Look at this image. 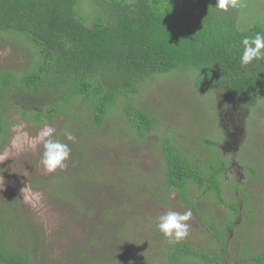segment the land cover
Wrapping results in <instances>:
<instances>
[{
    "label": "trees",
    "instance_id": "obj_1",
    "mask_svg": "<svg viewBox=\"0 0 264 264\" xmlns=\"http://www.w3.org/2000/svg\"><path fill=\"white\" fill-rule=\"evenodd\" d=\"M88 1L91 9L86 8L84 0H0V46L9 39L16 40L35 53L31 69L0 70V149L10 138L8 128L13 111H20L37 127L54 123L63 114L70 118L63 128L69 129L76 140L68 141L64 129L62 133L57 131L56 136L71 147L74 165L58 169V175L73 174L84 192L89 191L94 178L89 173L90 163L99 168L109 167L96 153L103 146L94 144L97 138L93 128L102 127L117 115L120 131L127 135L128 127L133 139H144L156 128L159 118L151 107L142 104L145 88L175 71L191 72L192 89L214 96L204 110L209 115L206 121L203 115L204 125L199 124V133L189 132L183 138L176 131L164 130L161 134L158 155L165 187L168 193L177 192L179 199L195 212H199V207L194 198L201 199L203 192L213 197L227 207L229 225L234 227V217L253 195L249 187L241 186L240 201L228 202L224 197L223 178L230 169V160L248 167V180L253 176L260 178L259 164H241L238 153L242 150L224 152L226 146L232 148L229 133L237 132L223 128L218 121L221 113L217 111L222 108L216 93L222 91L229 103L245 100L251 108H258L264 99V60L247 66L240 62L242 38L264 33V17L253 19L245 28L239 25L241 12L253 8L256 0H241L242 7L227 12L214 8L216 0ZM179 78L172 75L171 81ZM78 120L82 122L77 123ZM233 127L239 129L236 124ZM212 128L225 132L226 146L212 137ZM250 131L248 127L244 140L249 133L251 139L254 131ZM196 146L208 150L209 157L196 158L191 151ZM217 147L222 148V156H216ZM93 152L100 158H95ZM119 171L121 175L128 173L121 167ZM121 175H113L115 185L119 179L127 184L126 177ZM31 179L38 187L43 181L38 175ZM48 183L50 194L60 199L61 205L86 213L84 209L88 208L80 204L79 197L65 196L63 185L57 186L54 180ZM120 197L117 194V199ZM19 201L16 197L11 202H0V264H38L31 248L36 241L31 229L35 228L21 222L15 207ZM221 230L215 228V234L224 235ZM19 241L26 242L28 247ZM121 254L115 257L119 264L151 263L141 255L129 259ZM169 256L174 264L183 260L199 264L227 262L224 255L212 257L193 246L188 238L174 242ZM253 259L264 264V248Z\"/></svg>",
    "mask_w": 264,
    "mask_h": 264
},
{
    "label": "rangeland",
    "instance_id": "obj_2",
    "mask_svg": "<svg viewBox=\"0 0 264 264\" xmlns=\"http://www.w3.org/2000/svg\"><path fill=\"white\" fill-rule=\"evenodd\" d=\"M84 2L86 8L91 9L89 1ZM259 11L264 12V0H256L253 8L241 12L239 25L245 28L253 19L263 18L264 14ZM29 49L16 40L9 39L2 43L0 70L14 72L31 69L35 53ZM168 75L149 84L141 94L142 104L151 107L160 118L156 128L144 139H133L128 127L127 135L120 131L117 115L110 117L102 127L94 129L90 125L93 136L97 138L94 144L103 146L96 153L109 167L99 168L90 163L89 173L94 176L93 187L86 192L73 174L66 173L62 177L58 175V169L56 173H49L40 162L44 149L38 133L45 125L37 127L32 119L27 121L20 111L11 113L8 128L10 138L0 149V202H11L19 197L16 212L20 214L22 223L30 229L35 228L31 229L36 240L31 248L38 264H119V259L115 257H120L121 251V255L129 259L141 255L150 264H174L170 262L169 255L175 241H170L158 230V217L169 210L184 212L188 209L192 211V218L187 238L193 246L215 258L224 255L226 264H259L253 258L258 250L264 248V99L258 108H251L245 100L232 101L230 104L222 91L216 93L222 108L217 111V114L221 113L218 114V121L222 122L223 128L237 133H229L231 149L225 145V132L212 128V137L221 140L226 146V153L242 150L238 153L241 164H247L248 161H257L259 164L260 178L253 176L248 180L247 177L251 175L246 171L248 167L230 160V169L223 178L224 197L228 202L240 201L244 186L249 187L248 191L253 195L242 212L234 217V227H231L229 210L213 197L203 192L201 199L194 198V203L199 207V212H195L179 199L177 192L172 191L170 194L166 190L165 173L158 155L161 134L164 130L176 131L183 138L189 132L199 133V124H202L201 127L204 125L203 115L204 121L209 115L204 110L209 108V99L214 96L206 91L198 94L192 89L194 75L191 72L175 71ZM172 75L180 78L171 81ZM194 102L202 104L195 106ZM83 116L86 114L83 113ZM69 120L62 114L54 123L47 125L62 133ZM235 124L239 129L235 130ZM248 127L254 133L251 139L249 133L244 140ZM208 129L205 126V132ZM221 149L217 147L216 156L223 155ZM191 151L196 158L209 157V151L198 146L191 147ZM246 158L247 161H242ZM73 163L72 157L66 161L67 166ZM120 167L128 173L121 175ZM34 175L43 180L39 187L31 179ZM113 175L125 176L127 184L119 179L118 185H115ZM52 180L57 182V186L63 185L65 196L79 197L80 204L88 208L84 209L86 213L61 205L60 199L50 194L51 185L48 182ZM197 193L194 192V195ZM117 194L121 196L119 199ZM215 228L220 231L223 229L224 235H216ZM19 242L23 247H28L26 242ZM180 263L199 264L192 260Z\"/></svg>",
    "mask_w": 264,
    "mask_h": 264
},
{
    "label": "clouds",
    "instance_id": "obj_3",
    "mask_svg": "<svg viewBox=\"0 0 264 264\" xmlns=\"http://www.w3.org/2000/svg\"><path fill=\"white\" fill-rule=\"evenodd\" d=\"M242 7L241 0H216L215 9L227 12L230 8ZM242 45V55L240 62L247 66L253 62L264 60V33L256 32L253 35L245 36L240 41ZM68 141H75V135L67 128L63 133ZM38 138L43 144L41 163L47 172L53 173L57 169L67 167L66 161L69 159L71 149L68 143L61 142L56 136V129L50 125H45L38 133ZM192 211L188 209L184 212L169 210L158 217V230L170 241L179 242L189 235Z\"/></svg>",
    "mask_w": 264,
    "mask_h": 264
},
{
    "label": "flooded vegetation",
    "instance_id": "obj_4",
    "mask_svg": "<svg viewBox=\"0 0 264 264\" xmlns=\"http://www.w3.org/2000/svg\"><path fill=\"white\" fill-rule=\"evenodd\" d=\"M235 144V143H234Z\"/></svg>",
    "mask_w": 264,
    "mask_h": 264
}]
</instances>
